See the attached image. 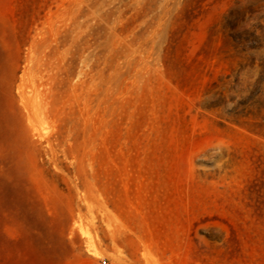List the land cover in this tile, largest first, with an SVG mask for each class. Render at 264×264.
Instances as JSON below:
<instances>
[{
	"label": "rangeland",
	"instance_id": "rangeland-1",
	"mask_svg": "<svg viewBox=\"0 0 264 264\" xmlns=\"http://www.w3.org/2000/svg\"><path fill=\"white\" fill-rule=\"evenodd\" d=\"M0 264H264V0H0Z\"/></svg>",
	"mask_w": 264,
	"mask_h": 264
},
{
	"label": "built area",
	"instance_id": "built-area-1",
	"mask_svg": "<svg viewBox=\"0 0 264 264\" xmlns=\"http://www.w3.org/2000/svg\"><path fill=\"white\" fill-rule=\"evenodd\" d=\"M102 262L104 263V260H102Z\"/></svg>",
	"mask_w": 264,
	"mask_h": 264
}]
</instances>
